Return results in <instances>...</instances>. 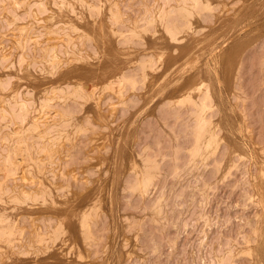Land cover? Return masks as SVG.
Listing matches in <instances>:
<instances>
[{
	"label": "rangeland",
	"instance_id": "374dc122",
	"mask_svg": "<svg viewBox=\"0 0 264 264\" xmlns=\"http://www.w3.org/2000/svg\"><path fill=\"white\" fill-rule=\"evenodd\" d=\"M0 264H264V0H0Z\"/></svg>",
	"mask_w": 264,
	"mask_h": 264
},
{
	"label": "bare ground",
	"instance_id": "6f19581e",
	"mask_svg": "<svg viewBox=\"0 0 264 264\" xmlns=\"http://www.w3.org/2000/svg\"><path fill=\"white\" fill-rule=\"evenodd\" d=\"M99 1V0H98ZM245 8H246V5H242L241 6V8H240V10H239V13H237L238 14V21H237V24L240 26V27H242L241 28V30H243L245 27L247 28V26H249V24H248V21H247V19H246V15H245ZM237 14H236V16H237ZM188 16V15H187ZM252 22L250 21V24H251ZM189 24V23H188ZM235 24V23H234ZM254 30V29H253ZM252 31V30H251ZM243 34V33H242ZM245 34V33H244ZM216 35V34H215ZM247 35V34H246ZM249 35V34H248ZM173 37V36H172ZM232 39V38H231ZM234 39V38H233ZM220 48V47H219ZM218 48V49H219ZM214 49V48H213ZM212 49V50H213ZM215 50V49H214ZM213 50V51H214ZM60 51V50H59ZM218 51V50H217ZM212 52V51H211ZM97 53V52H96ZM213 53V52H212ZM5 54V53H4ZM197 55V54H196ZM23 60V59H22ZM14 66V65H13ZM173 73V72H172ZM20 108V107H19ZM23 117V116H22ZM40 222V221H39ZM54 242H55V240H54ZM69 253V252H68ZM67 253V254H68Z\"/></svg>",
	"mask_w": 264,
	"mask_h": 264
}]
</instances>
